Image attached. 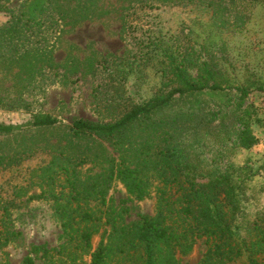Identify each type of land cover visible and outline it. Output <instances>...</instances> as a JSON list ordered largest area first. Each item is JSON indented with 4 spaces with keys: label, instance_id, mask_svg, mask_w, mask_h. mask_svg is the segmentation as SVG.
Segmentation results:
<instances>
[{
    "label": "rangeland",
    "instance_id": "obj_1",
    "mask_svg": "<svg viewBox=\"0 0 264 264\" xmlns=\"http://www.w3.org/2000/svg\"><path fill=\"white\" fill-rule=\"evenodd\" d=\"M32 1L0 3V94L8 103L22 99L15 108H0V123L23 125L19 131L0 133V156L17 157V162L0 165V264H28V259L33 264H89L92 252L107 240L111 215L123 224L155 215L159 179H153L143 197L119 179L108 183L98 179L107 175L122 153L133 160L141 143L160 142L168 128L160 119L179 118L181 141L194 145L201 167L211 174L222 175L240 166L254 172L246 182L238 225L247 239L262 238L263 91L251 87L244 100V107L256 111L251 127L258 142L251 148L241 146V126L234 120L226 127L219 121L203 127L206 121L201 110L215 109L226 96H191L175 102L155 112L149 131L135 125L119 144L93 136L71 139L67 133L76 119L113 122L133 102L169 89L165 51L180 53L193 46L200 49L197 43L207 44L239 84L249 79L264 81V0H51L42 23H26L24 14ZM202 52L204 58L209 56ZM114 70L115 77L124 79L117 96L113 93L119 86H110ZM230 91L232 105H236L239 92ZM42 113L60 122L45 128L28 126L34 115ZM58 152L91 159L79 167L80 187L85 196L89 192L84 187L91 191L89 206L98 215L103 212V220L88 251L77 240L68 241L56 210L53 193L62 200L70 193L62 184L64 175L56 184L41 178L43 167ZM99 189L104 190L105 203L95 194ZM206 251V238L201 237L191 251L178 254L180 264H202ZM244 259L231 264H246Z\"/></svg>",
    "mask_w": 264,
    "mask_h": 264
},
{
    "label": "trees",
    "instance_id": "obj_2",
    "mask_svg": "<svg viewBox=\"0 0 264 264\" xmlns=\"http://www.w3.org/2000/svg\"><path fill=\"white\" fill-rule=\"evenodd\" d=\"M2 1L4 0H0V3ZM51 2L33 0L24 14L26 23H42L51 8ZM197 44L200 49L193 46L186 52L165 51L167 67L164 73L168 77L169 89H160L158 94L147 100L133 102L122 117L113 122L76 119L69 127V138L93 136L113 139L119 144L128 137L135 125L143 132L149 131L150 120L155 112L191 96L199 98L200 95H208L226 96V99L223 98L215 109L207 113L201 110L202 120L206 121L203 127L216 121H219L220 126L226 127L234 120L241 126V146L253 147L258 142L251 127L256 111L244 107V100L251 87L264 92V81L262 78L252 81L249 79L244 85L239 84L221 66L215 49L207 44ZM202 51L209 56L204 58ZM111 74V88L119 86L114 89L113 94L116 95L122 90L124 79L115 77V70ZM234 89L239 92L236 105L231 102L230 90ZM125 98L120 96L122 100ZM20 101L22 99L17 98L8 103L7 98L0 94V108H15ZM196 101L202 103L201 99ZM159 121L168 125L160 136V142L152 140L141 143V150L133 160L128 159V154L122 153L120 159L111 165L107 175L98 179L105 183L119 179L138 197L147 195L153 179H159L161 186L158 190L157 212L153 216H142L129 224L118 223V217L111 215L107 220L111 224L107 240H102L92 252L89 264H180L178 254L191 251L201 237L206 238L207 244L202 264H231L242 258H245L246 264H264V232L262 231V238L249 240L241 234L238 225L239 216L244 210L246 182L254 172L246 166H240L233 167L222 175L211 174L201 167L202 160L194 145L181 141L183 127L179 118ZM59 122L58 117L42 113L34 115L27 124L45 128ZM22 127L23 125L0 123V133H13ZM90 160L88 155L58 152L43 167L41 175L49 184H56L60 176L64 175L62 184L69 187L70 193L66 200L53 193L56 197V210L68 241L77 240L87 251L91 249L92 236L100 231L103 220V212L98 215L89 206L88 198L93 196L91 191L84 187L83 191L89 192L85 196L80 187L79 167ZM13 162H17L16 156H0V165ZM98 184L99 182L94 183L93 187ZM95 194L101 196V201L105 203L103 189L96 190ZM27 263L33 264V260L28 259Z\"/></svg>",
    "mask_w": 264,
    "mask_h": 264
}]
</instances>
